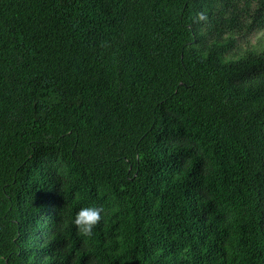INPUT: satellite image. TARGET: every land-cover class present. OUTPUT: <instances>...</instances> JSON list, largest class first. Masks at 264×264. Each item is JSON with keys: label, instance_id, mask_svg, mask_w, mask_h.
Segmentation results:
<instances>
[{"label": "trees", "instance_id": "obj_1", "mask_svg": "<svg viewBox=\"0 0 264 264\" xmlns=\"http://www.w3.org/2000/svg\"><path fill=\"white\" fill-rule=\"evenodd\" d=\"M261 31L264 0H0V264H264Z\"/></svg>", "mask_w": 264, "mask_h": 264}, {"label": "clouds", "instance_id": "obj_2", "mask_svg": "<svg viewBox=\"0 0 264 264\" xmlns=\"http://www.w3.org/2000/svg\"><path fill=\"white\" fill-rule=\"evenodd\" d=\"M104 209L98 206H87L81 208L74 218V225L78 234L91 238L93 236V229L100 223L102 219V212Z\"/></svg>", "mask_w": 264, "mask_h": 264}, {"label": "rangeland", "instance_id": "obj_3", "mask_svg": "<svg viewBox=\"0 0 264 264\" xmlns=\"http://www.w3.org/2000/svg\"><path fill=\"white\" fill-rule=\"evenodd\" d=\"M239 47L243 50L247 47H255L258 50L264 48V31L258 32L245 39H238Z\"/></svg>", "mask_w": 264, "mask_h": 264}, {"label": "water", "instance_id": "obj_4", "mask_svg": "<svg viewBox=\"0 0 264 264\" xmlns=\"http://www.w3.org/2000/svg\"><path fill=\"white\" fill-rule=\"evenodd\" d=\"M6 264H8V263H6Z\"/></svg>", "mask_w": 264, "mask_h": 264}]
</instances>
